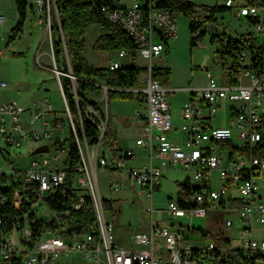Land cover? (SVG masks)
<instances>
[{"label":"built area","instance_id":"2783aa9c","mask_svg":"<svg viewBox=\"0 0 264 264\" xmlns=\"http://www.w3.org/2000/svg\"><path fill=\"white\" fill-rule=\"evenodd\" d=\"M42 9L44 4L36 0ZM227 13L236 19L245 18V34L231 35L239 41L229 46V67L225 81H217L207 67V81L200 88H185L190 95L179 109L182 124L179 127L183 137L180 141L168 137L171 130L170 105L166 93L173 90L164 88L157 80L151 79V59L165 49L166 41L175 36L174 13L165 7L156 6L153 0H100L99 10L108 21L124 31L136 44L135 56L147 62L145 84L136 91L144 95V125L140 137L134 143L148 152L147 162L138 166L126 167L124 162L134 159V149H125L111 161L102 152L99 140L106 126V115L101 116L93 105L79 95L73 85L72 93L76 108V119L81 131L78 137L74 120L68 109L60 81L59 72L52 65L61 94L68 130L72 133L79 153V162L73 168L70 184L74 197L73 208L79 209L85 196L91 200L95 221L84 233L76 237H67L57 232H45L31 241L28 224L17 222L10 233L0 232V264H164L156 255L154 239L163 238L164 249L169 264H264V238H253L254 225L264 226V40L258 39L262 32L264 16L262 0H223ZM47 16L37 24L47 23L49 31V8ZM5 15L0 12V27ZM50 34V33H49ZM202 31L199 25L192 33V46L203 47ZM51 54L53 52L51 48ZM129 54L121 49L109 60V69L121 66V59ZM72 80L74 77L67 74ZM100 86L106 92L109 87ZM6 86L0 81V88ZM134 91L132 88L124 89ZM222 104L227 105L225 125L213 124V120ZM29 111L28 123L24 127L20 121L23 111L14 101L0 103V141L4 150L18 148L22 142L35 141L46 144L55 129L63 127L60 118L51 114V105L47 98L33 104ZM140 115V114H138ZM93 124L98 131V141L88 145L82 133V121ZM230 147L237 149L230 156ZM2 149L0 148V151ZM241 150L242 152H240ZM254 151L260 152L253 155ZM65 143L56 145L49 157L40 159L31 157L26 168H19L9 157L0 165V187H10L18 182L22 189L12 191L11 201L15 207L20 199L29 200L26 188H30L33 206L37 215L45 214V202L55 193L66 196V153ZM157 160V164L152 163ZM189 169L194 185L189 184L186 196L168 199L166 212L169 216L188 217L205 220L209 206H223L226 201L239 203L234 208L237 215L236 240L233 244V221L226 217L213 225V232L229 242V249H236L237 259L223 246H218L211 238L204 239L199 246L187 241L188 233L196 227L171 224L172 227H159L150 219L147 232H136L132 237V247H124L114 241L113 228L102 208V197L98 190L96 173L107 169L115 176L109 178L108 188L114 191L125 189L127 182L148 203L147 211L152 213V192L163 169ZM217 173L218 186H212L211 172ZM19 185V186H20ZM235 190L236 194L231 192ZM46 197V199H43ZM7 196L0 193V203ZM212 223V222H211ZM200 228V227H197ZM201 229V228H200ZM197 234H199L197 232ZM201 236V234H199ZM76 254V260L71 255ZM60 257H69V262H60Z\"/></svg>","mask_w":264,"mask_h":264},{"label":"rangeland","instance_id":"374dc122","mask_svg":"<svg viewBox=\"0 0 264 264\" xmlns=\"http://www.w3.org/2000/svg\"><path fill=\"white\" fill-rule=\"evenodd\" d=\"M196 5L213 6L223 5V0H189ZM28 4H32V8L28 9L27 17L23 24L21 32L11 41L7 42L10 29L18 20L17 12L13 0H0V11L5 15V22L0 27V81L5 82L6 86L0 88V101L12 102L18 104L23 109L20 115V121L25 127L28 123L29 110L34 106L33 104L47 98L51 105V114L60 118L63 127L55 129L52 136L47 141L49 145L48 151L31 154V151L40 145L41 142L26 141L22 142L18 148L9 147L8 151L3 148L4 144L0 141V165L4 166V159L2 157H9L19 168H26L28 160L31 157L42 158L52 155L56 144L53 140L57 138L60 143L67 138L69 130L62 102L61 94L58 88L55 76L49 68L53 65V58L51 54V39L48 31L47 23H42L38 28H34L32 21H43L47 16L46 9H41L36 0H28ZM176 24L175 36L166 41L165 49L162 56L166 53L165 64L167 65L170 75L167 81H157L166 89L173 90L166 93V99L170 105V114L174 116L177 108L186 99L187 93L182 90L185 88H200L206 84L207 77L204 71L208 68L210 74L217 81H225L227 68L229 67L230 58L222 51L225 39L231 35L241 36L246 33L247 22L245 18L236 19L230 13L225 11L217 12L214 19L209 21L204 19V13L197 8L191 18L179 12H173ZM262 23H264V16H261ZM55 20L54 8L49 9V26ZM198 25L202 31L201 42L204 45L201 48L191 46L190 43V23ZM98 26L89 27L83 36V55L88 62L95 65H106L109 59L116 56V53L96 52L90 49L92 40L98 34ZM258 39L264 40V29L257 33ZM129 58V57H128ZM127 58L121 59V63H126ZM55 63V62H54ZM134 66L140 69L136 80L135 87L132 88L134 95H143L142 92L136 91L145 84L147 71V62L142 58H135L130 61ZM166 68V67H165ZM98 84H104V80H96ZM86 97L94 101L106 115V126L111 131L113 137V119L114 116H119L122 113L124 118L129 122L136 120V115L141 114L143 109L142 103L133 100H125L127 102H134L132 109L124 108L125 110L114 109L116 101L121 100L118 97L107 98L106 92L102 88L94 92L85 93ZM122 101V100H121ZM185 102V101H184ZM183 104V103H182ZM181 104V105H182ZM181 107V106H180ZM227 105L222 104L221 108L212 121L213 124L223 125L227 121ZM144 113H142L143 115ZM135 137L130 141L134 147ZM124 145L120 147H112L113 151L123 152ZM102 150V149H101ZM105 156L109 157V153L105 151ZM143 158L136 156L129 160L125 165L135 166ZM115 176L114 173L107 171V169L96 173L98 190L103 199H110L113 201L111 210H105L106 219H108L113 228L114 241L124 247H132V237L136 232H147L149 229L150 219L154 225L159 227H172L171 224H181L182 226L193 224L194 227H200L203 230L213 229L211 224L219 222L221 219L229 217L233 221L232 239L233 244H237L235 228H237L236 210L226 201L223 206L213 205L207 209L205 220L203 219H189L188 217H174L169 216L166 212L167 200H175L178 196V184L188 181L189 184L194 185L191 179V171L189 169H163L161 176L157 182V188L152 192V213L146 210L149 203L137 193L138 189L131 186L127 182L125 189L118 191L110 190L108 188L109 178ZM213 177L212 186H218L217 173L211 172ZM264 185V182L260 183ZM262 195H264V188H261ZM232 194H236L233 190ZM212 222V223H211ZM207 227V225H209ZM212 231V230H211ZM212 233V232H211ZM252 237L259 239L264 238V226L254 225L252 229ZM193 245H200L202 242L194 241ZM154 249L158 258L164 263L169 264V258L166 253L161 250L164 249L163 238L157 237L154 239ZM72 260H76V254L71 255ZM60 262H69V257H60Z\"/></svg>","mask_w":264,"mask_h":264},{"label":"trees","instance_id":"16d2710c","mask_svg":"<svg viewBox=\"0 0 264 264\" xmlns=\"http://www.w3.org/2000/svg\"><path fill=\"white\" fill-rule=\"evenodd\" d=\"M44 4L43 9L48 6L54 8L55 20L50 24V39L51 48L53 52V59L56 69L61 72L59 74V81L66 98L68 109L74 120L75 129L79 138H81L80 126L76 119V108L74 104V98L72 93L73 85L77 88L79 95H83L87 102L91 103L93 107L103 117L102 109L94 102L89 100L85 93L94 92L100 89V86L95 85L96 80H104V84L109 87L106 90V97L115 98L118 97L121 100H133L134 98L143 102L144 95L135 96L133 91H127L124 89L134 88L140 69L134 66L132 63H121V66L117 69H109L106 65H95L85 58L83 55V36L85 31L91 26H98V34L92 40L90 49L96 52L116 53L117 51L124 49L129 54V60L132 61L135 58L136 44L134 41L117 26L107 20L104 14L99 10L98 3L100 0H41ZM156 6L165 7L172 12H179L185 16L191 18L193 13L197 11V8L204 13L205 20H213L214 15L217 12L226 11L223 6L213 5H196L189 0H153ZM18 20L15 25L10 29L7 37V42L13 40L19 32H21L25 19L27 17L28 9L32 8L31 4H28L26 0H13ZM262 6H264V0H262ZM198 25L190 23L189 30L192 33L195 26ZM239 41L236 38L228 36L225 39L222 51L226 54L229 53L228 49L231 42ZM190 43L192 46V37H190ZM66 57L69 62L70 72L68 69ZM67 74H71L74 77L72 80ZM170 75L168 68L152 67L150 70L151 79L161 81H167ZM82 133L85 137L88 145L94 144L98 141V131L93 124L86 121H82ZM114 137L105 126L101 139L99 140L100 148L102 152L107 151L109 153V160H113L115 157V151H113ZM66 144L68 152L66 153V182L65 190L66 196L61 197L60 194L55 193L49 195L45 202V214L37 215L36 207L33 206L31 199L30 188L25 190L28 192L29 200L25 201L20 199V203L15 207L11 201L12 191L15 188L22 189L23 186L18 182L12 183L10 187H0V193L7 196V200L0 203V232L10 233L15 229V224L18 222L20 226L23 223L29 225L31 230L30 245L34 240L39 238L45 232H57L67 237H76L84 233L90 226L94 224V210L91 200L88 196H85L79 209L73 208L74 197L71 193L70 184L73 177V168L79 162V153L76 143L73 139L72 133L69 131L66 139L62 141ZM61 142V143H62ZM53 144L59 145L60 141L55 138ZM237 151L230 147L229 154ZM242 152L241 150H239ZM260 152L254 151L253 155H258ZM20 185V186H19ZM178 198L186 196L189 191V183L178 184ZM113 201L110 199L102 198L103 210H111ZM233 208H239V203L231 202ZM202 236H208L218 246L225 247L233 258L237 259L236 249H229V242L209 230H203L200 228L194 229Z\"/></svg>","mask_w":264,"mask_h":264},{"label":"crops","instance_id":"0c3cea01","mask_svg":"<svg viewBox=\"0 0 264 264\" xmlns=\"http://www.w3.org/2000/svg\"><path fill=\"white\" fill-rule=\"evenodd\" d=\"M26 1L28 3V0H26ZM32 25H33L34 28H38V26H39L37 24L36 20L32 21ZM162 52L160 54L152 57V59H151V67H158V68H165L166 67V68H168L167 65L164 63L165 60H166V56L167 55L165 53V55L162 56ZM169 90H171V89H169ZM182 90H184V89H182ZM189 97H190V95L187 93V97H186V99L184 101L188 100ZM2 102H4V101H0V103H2ZM133 104H135L133 101L132 102H127L125 100H122V101L119 100V101L115 102L114 109L115 110H119V109L125 110L124 108L132 109V105ZM181 104H180V106H181ZM142 106H143V109L140 110L141 114L140 115H136V120H133V118H132V120H130L128 122L127 119H125L124 116H123L124 113H122L121 115H119L117 117L114 116V119H113V124H114L113 134L115 136L114 137V141H113V146L114 147H120V145L122 144V146L124 145L123 149H129V148L134 149L135 152H136V156H139V157L141 156L143 158V160L140 161L135 166H138L140 164L146 163L147 162V156H148L147 150L136 146L135 143H134V147H133L132 143L130 142V141H132L133 137L138 138L141 135V130H142V127H143L144 122H145L144 115H142V113H144V111H145L144 100L142 102ZM180 106H179V108H177V110H176V112H175L173 117L170 114V116H171V130L168 132V137L170 139H172V140H175V141H180L182 139V137H183L182 133L179 130V127H180V125L183 122L181 117H180V114H179ZM225 124H223V125H225ZM119 154H120V151L118 150V152L115 153V156H117ZM129 160H131V159L126 160L124 162V165ZM152 163L154 165H156L157 164V160L156 159H152ZM125 166L126 167H131L130 165H125ZM212 224H211V226H210V224L207 225V227H209V226L212 227ZM211 230H209V231L214 233L213 229H211ZM199 234H197V232H194V231L188 233L187 241L192 246H199V245H193L192 243L194 241H200L203 244L204 241H205L204 239H208L209 238L208 236H202V235L200 236ZM202 244H200V245H202Z\"/></svg>","mask_w":264,"mask_h":264},{"label":"water","instance_id":"95a60500","mask_svg":"<svg viewBox=\"0 0 264 264\" xmlns=\"http://www.w3.org/2000/svg\"><path fill=\"white\" fill-rule=\"evenodd\" d=\"M49 28H50V26H49ZM66 61H67L68 69H69V72H70V67H69V62H68L67 57H66ZM53 65H55L54 60H53ZM46 150H47V145L46 144H42V145H39V146L35 147L31 151V154H35V153H38V152H45ZM43 199H46V197H43Z\"/></svg>","mask_w":264,"mask_h":264}]
</instances>
